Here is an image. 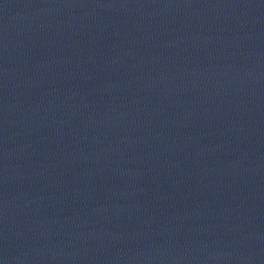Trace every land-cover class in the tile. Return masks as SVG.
<instances>
[{
	"label": "water",
	"instance_id": "water-1",
	"mask_svg": "<svg viewBox=\"0 0 264 264\" xmlns=\"http://www.w3.org/2000/svg\"><path fill=\"white\" fill-rule=\"evenodd\" d=\"M0 264H264V0H0Z\"/></svg>",
	"mask_w": 264,
	"mask_h": 264
}]
</instances>
